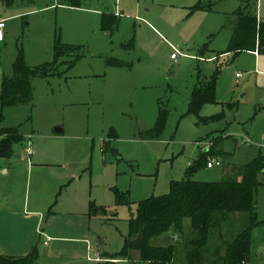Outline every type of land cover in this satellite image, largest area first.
<instances>
[{"label": "rangeland", "instance_id": "rangeland-1", "mask_svg": "<svg viewBox=\"0 0 264 264\" xmlns=\"http://www.w3.org/2000/svg\"><path fill=\"white\" fill-rule=\"evenodd\" d=\"M116 1L122 16L113 29H104L102 18L113 14ZM60 2L17 0L6 6L0 0L6 76L13 74L20 50L33 67L56 60L57 42L76 47L59 59L53 75L33 79L32 103L4 108L0 127H19L24 138L9 158L0 156V223L6 228L9 211L25 217L17 236L28 237L31 251H39L35 264H96L116 256L117 264H144L137 251L121 255L140 201L168 194L171 182L183 179L189 163L215 142L207 158L215 155L222 164L202 166L193 179L221 182L233 165L264 155V52L257 58L248 51L219 56L228 49L234 12L242 8L264 20V0H82L80 7ZM212 56L217 59L208 61ZM217 68V102L196 115L190 111L192 90ZM160 105L168 110L166 128L147 139L143 131L155 126ZM56 126L63 131L56 133ZM29 137L32 157L25 153ZM260 179L259 224L251 231L249 259L241 264H264V174ZM116 189L128 193L129 204L116 205ZM91 204L101 213L92 215ZM34 210L43 213L47 246ZM223 217L201 250L190 218L183 232L152 241L174 244L173 264H187V249L199 264H224L246 214Z\"/></svg>", "mask_w": 264, "mask_h": 264}, {"label": "trees", "instance_id": "trees-1", "mask_svg": "<svg viewBox=\"0 0 264 264\" xmlns=\"http://www.w3.org/2000/svg\"><path fill=\"white\" fill-rule=\"evenodd\" d=\"M6 6H12L17 0H2ZM29 1V0H28ZM61 5L80 7L82 0H60ZM202 7V5L200 6ZM235 21L228 49L220 53L234 54L244 51L264 52V20L255 14L247 13L242 8L234 12ZM119 16L104 14L102 26L104 29H113ZM76 47L57 42L55 48L56 60L38 66L27 64L22 50L19 51L14 63L13 74L6 76L0 88V122L4 119L5 107L32 103L34 99L32 81L36 77H49L54 74L58 61L65 53L74 51ZM122 62L113 65L122 66ZM72 62L70 66H72ZM220 68L206 79H198L190 100V111L200 114L202 107L208 103L217 102V80ZM168 120V110L159 106V117L155 126L143 131L147 139H155L162 135ZM0 155L4 158L11 156L13 145L23 141L19 127H1ZM213 147L206 148L199 159L187 166L183 179L173 180L168 194L152 196L138 203L136 215L130 219V232L127 238L126 249L121 255L128 258L131 252L137 251L140 262L144 264H173L176 257V247L172 242L167 245H156L153 239L178 230L183 232V221L190 218L191 229L200 234L195 245L203 249L209 240V231L230 212L246 214V223L242 232L227 246L224 264H241L249 259L251 231L259 224L256 206V195L260 186V176L264 174V155L259 152L253 159L243 165H233L231 172L218 183L201 182L193 179L194 172L202 166L208 167V155L214 154ZM222 153H219V155ZM214 157H216L214 155ZM116 205L130 203L128 193L116 189ZM96 207V206H95ZM91 204L90 213L98 215L101 211ZM103 212H106L105 210ZM221 216V218H218ZM173 235V234H172ZM174 238V236H173ZM39 251L34 248L26 256H11L0 253V264H35ZM187 264H199L196 253L186 250ZM108 261L97 264H117L116 257H107ZM131 260V259H130Z\"/></svg>", "mask_w": 264, "mask_h": 264}, {"label": "crops", "instance_id": "crops-1", "mask_svg": "<svg viewBox=\"0 0 264 264\" xmlns=\"http://www.w3.org/2000/svg\"><path fill=\"white\" fill-rule=\"evenodd\" d=\"M116 12L120 13L119 17L122 16V14H121L122 12L119 9V4H117V1H116V8H115V11L113 12V14L116 15ZM5 27H6V24H5ZM225 51H221V52L223 53ZM248 52H252V51H248ZM252 53L254 54V56L256 58L260 55L258 52H252ZM172 55H171V57H172ZM225 55H231V54H225ZM201 58L203 59L205 57L202 56ZM172 59H174V58H172ZM216 59H217L216 56H212V57L207 58L208 61H213ZM3 70H4V60H3L1 53H0V79L2 80L0 88H1L2 83L6 77ZM0 129H1V127H0ZM25 153H26V151H25ZM2 158H4V157H2ZM9 171L10 170L8 168L3 169V172L5 174L9 173ZM9 212H10V215L7 218L8 224H7L6 228H3V226L0 223V253H2L4 255H11V256H26L32 252L31 251V248H32L31 240L28 237H26L25 239H21L17 236V234H18L19 230H24V228L27 224V220L25 219V217L20 216L15 212H12V211H9ZM31 212H33V215H37L39 217L38 218V226L40 227V229L38 228L39 229L38 233L40 236L45 238L44 245H46V246L49 245V240L51 237L49 234L48 235L46 234L45 229L42 227V220L44 219L42 211L34 210ZM27 217H29V216H27ZM21 225H23L24 228ZM49 231L52 232L50 227H49ZM6 237H8V238L5 239ZM96 264H97V262H96Z\"/></svg>", "mask_w": 264, "mask_h": 264}, {"label": "built area", "instance_id": "built-area-1", "mask_svg": "<svg viewBox=\"0 0 264 264\" xmlns=\"http://www.w3.org/2000/svg\"><path fill=\"white\" fill-rule=\"evenodd\" d=\"M117 4H118V2H117ZM116 15L119 16L120 13L116 12ZM5 24H6V20L0 18V40H2L3 36H4L3 30L5 28ZM172 58H174L175 60L177 59L175 54L172 55ZM239 76H241V73L237 74V77H239ZM25 151L29 157H32L35 154V149H34V145H33V141L31 139V137H29V139L27 140V147L25 148ZM221 164H222V162L218 158L213 157V158L209 159V161H208V168L220 166ZM114 261L118 262L119 260H114Z\"/></svg>", "mask_w": 264, "mask_h": 264}, {"label": "water", "instance_id": "water-1", "mask_svg": "<svg viewBox=\"0 0 264 264\" xmlns=\"http://www.w3.org/2000/svg\"><path fill=\"white\" fill-rule=\"evenodd\" d=\"M62 131H63V129H62L61 126H56V127H55V132H56V133H60V132H62Z\"/></svg>", "mask_w": 264, "mask_h": 264}]
</instances>
